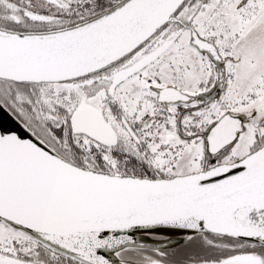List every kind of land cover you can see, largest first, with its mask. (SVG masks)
I'll list each match as a JSON object with an SVG mask.
<instances>
[{
    "label": "snow or ice",
    "instance_id": "snow-or-ice-1",
    "mask_svg": "<svg viewBox=\"0 0 264 264\" xmlns=\"http://www.w3.org/2000/svg\"><path fill=\"white\" fill-rule=\"evenodd\" d=\"M0 264H264V0H0Z\"/></svg>",
    "mask_w": 264,
    "mask_h": 264
}]
</instances>
